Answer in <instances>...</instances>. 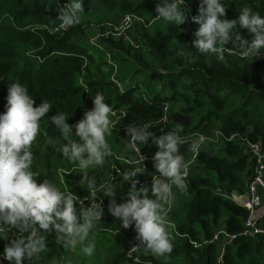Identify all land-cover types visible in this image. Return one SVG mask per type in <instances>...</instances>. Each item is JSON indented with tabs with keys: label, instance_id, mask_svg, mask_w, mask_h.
Here are the masks:
<instances>
[{
	"label": "trees",
	"instance_id": "trees-1",
	"mask_svg": "<svg viewBox=\"0 0 264 264\" xmlns=\"http://www.w3.org/2000/svg\"><path fill=\"white\" fill-rule=\"evenodd\" d=\"M184 1L193 16L197 15L199 0ZM65 3L66 0H0V112L5 111L9 83L18 81L26 86L37 105L43 99L51 101L53 109L47 116L63 111L68 116L66 122L74 125L94 106L87 105L84 86L91 87L88 89L92 98L102 91L103 81L114 90V95L105 98V102L118 114L121 110L125 112L122 126L106 136L111 153L129 141L123 127L156 122L164 103L171 105V124L163 131L151 128L155 135L178 130L185 135L201 132L212 136V131L219 127L224 136L238 132L264 144V61L257 57L246 61L225 52V59L220 61L215 55L200 54L192 48L196 23L191 29L185 24H169L165 31L150 35L147 26L156 19V0H83L80 23L69 27L62 35L53 34L51 31L60 25L57 12ZM225 4L229 7L224 5L227 19H235L239 14L237 9L245 6L264 17V0ZM126 14L144 20L146 26L136 27L145 51L137 52L112 37H102L97 43L104 47V52L100 54L101 62L96 64V58L89 51V47H94L89 45L86 33L83 34L82 24H116ZM105 31L106 28L101 33ZM240 32L242 37L251 39L247 30ZM181 49L184 55L177 54ZM103 53H108L116 66L114 79L120 87L111 80L113 66L107 64ZM95 74H100L98 82L91 80ZM81 77L85 78V84ZM40 124V134L30 148L31 168L37 174L38 183L48 180L61 190V183L50 166L49 140L59 139L62 134L46 120H41ZM43 141L47 147L41 155L45 172L40 170L39 164ZM142 145L139 147L143 150ZM187 146V143L181 145L180 153L187 154ZM114 162L112 154L107 156L100 171L105 172ZM251 172L252 165L237 142L225 143L220 155L212 149L201 152L188 175L187 189L180 193L177 201L183 208L182 214L178 212L174 216L177 236L173 232L172 236L166 228L172 243L171 253L160 260L152 253L145 257L152 264H215L218 241L210 243L214 233L221 227L228 233H236L249 216L246 209L231 200V194L243 193L244 182ZM65 180L70 193L78 197L88 193L85 185L74 184L71 177ZM128 185L123 181L122 188L117 190L122 197L117 203L127 199ZM112 220L119 222L111 215L105 216V222ZM126 235L127 230L116 238L123 248ZM6 243L0 240V253ZM59 244L56 234H49L46 250L41 254L46 256L49 248ZM118 254L110 264L123 263V253ZM0 261L8 264L3 258ZM224 263L264 264V239H236L226 247ZM25 264L31 262L25 261Z\"/></svg>",
	"mask_w": 264,
	"mask_h": 264
},
{
	"label": "clouds",
	"instance_id": "clouds-1",
	"mask_svg": "<svg viewBox=\"0 0 264 264\" xmlns=\"http://www.w3.org/2000/svg\"><path fill=\"white\" fill-rule=\"evenodd\" d=\"M181 4L184 0H156L155 17L182 25L187 17ZM83 11V0H66L56 19L61 28L67 29L79 23ZM237 11L235 19H227L223 0H199L198 14L191 17L198 25L192 48L200 54L215 55L220 61L225 59L226 49H237L245 58L264 54V17L247 6ZM241 29L247 30L251 39L242 37ZM177 54L184 55V52L181 49ZM92 99L93 108L77 123L69 125L63 111L47 116L53 109L51 101L43 99L37 105L26 86L18 81L9 83L5 111L0 112V240L7 241L0 256L8 264H25V261L33 264L46 250L47 236L53 232L58 240L68 244L74 243L76 238L82 242L101 219V204L85 208L83 201L48 180L38 183L37 174L31 168L30 148L40 134L41 120H46L62 134L65 142L55 147L68 161L78 164L80 170L104 164L105 158L111 155L106 136L112 131V109L102 95L97 94ZM151 128L150 124L126 128L129 148L146 145L150 140L158 148L152 157L157 175L151 178L150 187L147 184L137 187L138 180L133 177L140 169L136 168L122 177L131 185L125 202L117 203L116 192L110 185L105 184L103 191L109 198L108 213L119 221L120 227H133L136 246H142L155 256H165L171 253L172 243L166 230L164 205L173 198V186L181 192L187 189V166L180 154L185 139L178 130L156 136ZM49 143L54 144V141L49 140ZM189 148L198 152L200 140H192ZM140 159H144L141 154ZM81 183L86 184L93 195L98 190L95 178L84 175ZM9 231L18 235L12 238ZM83 251L91 255L94 246L89 245Z\"/></svg>",
	"mask_w": 264,
	"mask_h": 264
},
{
	"label": "built area",
	"instance_id": "built-area-1",
	"mask_svg": "<svg viewBox=\"0 0 264 264\" xmlns=\"http://www.w3.org/2000/svg\"><path fill=\"white\" fill-rule=\"evenodd\" d=\"M232 1H239V0H223V4L226 2ZM181 7L185 11L186 14V22L184 23L185 26L191 29L192 24L194 23L191 19L193 16L192 11L188 9L187 2L184 1V4H181ZM154 20H157L154 19ZM80 23V21H79ZM77 23V24H79ZM138 26H146L144 20L141 17H138L134 14H126L122 16L116 24H108L106 31L101 33L98 37L109 38L112 37L117 41H121L126 45H129L137 52L145 51V48L142 45L141 37L137 32ZM136 27V33H135ZM148 27V26H147ZM69 28L64 29L61 28L60 25L55 27L51 33H60L61 35L66 32ZM101 48L100 46H98ZM226 54L229 55H236L237 57L251 61L253 57L257 56H249V57H242L239 54L238 50H225ZM264 61V54H261L257 57ZM106 61L108 64H111L114 68V72L116 70V66L112 64L109 54L106 53ZM114 74V73H113ZM115 75V74H114ZM114 75H112L111 80L116 83L119 87L120 84L114 80ZM86 92V100H88V106L93 105L92 97L90 96L89 89L84 86ZM102 95L101 93H97ZM96 94V95H97ZM103 96V95H102ZM91 98V99H90ZM172 111L171 105L169 103H164L161 106V117L156 122H151L153 129H159V131H163L164 129L168 128L171 124L170 121V113ZM125 117L124 110H121L118 114L117 111L112 110L110 115V120L112 122V131L119 129L122 126V119ZM134 127V126H131ZM127 127H123L126 129ZM214 137L212 139H208L205 134L201 132H195L192 134L181 136L185 139V143L188 144L186 151L187 154L180 153L182 155L184 164L187 166V176L185 178V182L188 183V175L191 172L192 168L196 166L198 161V156L204 150H207L208 147L211 146H224L225 143L237 142L241 145L243 154L247 157L248 161L252 165V172L251 175L245 180L244 184L245 187L243 188L244 191L242 195L245 196L247 203L244 205V209L249 212L248 218L243 222L242 229L236 233H228L224 227H221L218 231L214 233L213 240L210 241H218L217 247V254L215 264H225V250L226 247L231 245L236 239L243 238L250 241H255L259 238L264 239V201H263V194H264V144L261 140L258 141H251L247 136L240 134L238 132L230 133L228 136H224L221 129L219 127L215 128L213 131ZM192 140H200V148L198 152H192L189 148V143ZM130 143V138L128 141V145ZM207 143L211 145L206 146ZM129 154H117L112 152V156L115 160L114 163H111L101 179L99 180V184L97 185V191L93 195V193L89 190V192L82 196L77 197L79 201H83V206L85 208L94 207L101 204L103 214L101 219L96 222L97 229L104 232L109 233L113 237H120L123 234V231L127 230V235L125 236L124 244L126 245L125 248H120L119 253H123L124 261L127 264H152L150 260L145 257V251L143 247H137L138 241L135 239L136 233L133 230V227H129L128 229H124L120 227L119 224L116 223H107L104 221L106 215H110L108 213V202L107 198L104 196V186L105 184L110 185L114 188L115 192L122 188L121 178L123 177V172L126 170L127 172L134 171L136 168L140 169L138 174H147L148 173V163L150 161L149 155L144 152L140 147L139 144L136 145V148H129ZM140 150V153L139 151ZM141 156L144 159L141 161ZM119 162V163H117ZM133 177V179L138 180L137 187L144 186L145 184L151 185V178L156 176L157 173L153 172L149 175L147 179L139 178V176ZM175 186H173L172 191L175 190ZM79 205V204H78ZM80 206V205H79ZM170 206V203L168 204ZM11 233L9 234L10 237L15 238L18 233ZM175 233V230H174ZM176 234V233H175ZM27 235V233H26ZM177 236V234H176ZM195 247H198L197 244L193 243ZM119 249V248H118ZM3 257L0 256V259Z\"/></svg>",
	"mask_w": 264,
	"mask_h": 264
},
{
	"label": "rangeland",
	"instance_id": "rangeland-1",
	"mask_svg": "<svg viewBox=\"0 0 264 264\" xmlns=\"http://www.w3.org/2000/svg\"><path fill=\"white\" fill-rule=\"evenodd\" d=\"M227 5L228 4H224ZM226 8V7H225ZM229 8V7H228ZM81 19V18H80ZM119 20V19H118ZM93 21V20H91ZM109 23L106 24H93V25H83V34L86 33V38L90 46L94 47V49H91L89 47V51L92 52L93 57L96 58V64H99L101 62V57L100 54L104 52V47L102 46L99 48L98 46L100 44L97 43V41L101 38L98 37L102 30L104 28H107ZM170 23L161 20L159 22L153 23L151 28H147L149 31L150 35H153L157 31H165L167 25ZM174 24V23H172ZM176 25V24H175ZM178 26V25H176ZM180 26H183L180 25ZM104 27V28H103ZM106 55V53H103ZM102 54V55H103ZM108 64V63H107ZM111 67V64H109ZM104 69V67L102 68ZM106 70V69H104ZM113 73L114 68H113ZM112 74V75H114ZM111 75V77H112ZM110 76V75H109ZM82 78V77H81ZM84 79L82 78L81 81L84 83ZM93 82H98L100 80V74H95L93 78H91ZM115 80V79H114ZM85 84V83H84ZM88 88L91 89L89 86ZM101 89L102 91L100 92L104 98L107 97H112L114 95V90L112 87L106 85L103 81L101 83ZM91 96V93H90ZM42 141V140H41ZM40 141V142H41ZM54 144H51V150L50 153H52L51 156V168L52 171L56 173L58 180L61 182V191L66 192L68 191V184L64 181H62L61 176L65 177H71L72 182L80 186L81 183V178L84 175H87L89 178H91L92 175V170H96V167H89L88 169L82 171L79 169L78 164H74L70 161H68L65 157L59 154L57 151L55 144L63 143L65 142V138L61 136L59 139H54ZM144 147V145H143ZM155 149L157 148L156 145L153 146ZM152 147V148H153ZM46 141H43L42 143V148H41V153H40V170L45 172V169L43 167L44 162L41 157L42 153L46 150ZM212 149L216 152V154L221 153L222 147L220 146H211L208 147L207 150ZM120 154H124L125 152L122 150L119 152ZM129 155H132L129 153ZM149 156H152L151 154H148ZM106 166V165H105ZM96 168V169H95ZM87 187L86 184H82ZM177 189V188H175ZM180 196V194H179ZM176 200H172V205H176V209L183 213V208L179 207V204H176ZM174 205V207H175ZM174 210V208H173ZM170 216V215H169ZM224 224L222 223V226ZM60 241V240H59ZM109 242V243H108ZM115 237H113L109 233H104L100 230L93 229L88 237L84 241H79L78 238L75 239V242L72 244H68L66 241H60L59 246L49 248L47 251V255L44 256V254H40L38 258H36V262L33 264H110L119 254L118 247L115 248ZM108 244V245H107ZM89 245L94 246V251L92 252L91 255L86 254L83 249ZM107 246V247H105ZM115 252H114V251ZM111 261V262H110ZM110 262V263H107ZM123 264H127L125 261H123Z\"/></svg>",
	"mask_w": 264,
	"mask_h": 264
},
{
	"label": "crops",
	"instance_id": "crops-1",
	"mask_svg": "<svg viewBox=\"0 0 264 264\" xmlns=\"http://www.w3.org/2000/svg\"><path fill=\"white\" fill-rule=\"evenodd\" d=\"M162 19H157V20H153L149 25H148V27L147 28H151V26L153 25V23H156V22H159V21H161ZM165 132H163L162 134H164ZM162 134H158V135H156V136H160V135H162ZM178 134L180 135V136H184L185 134H183V133H181V132H179L178 131ZM155 144H153L152 142H151V140L149 141V143L148 144H146V145H144V147H143V145H142V148H143V150H144V152H146L147 154H151V155H154L155 154V152L156 151H158V148H154L153 146H154ZM153 147V148H152ZM157 147V146H156ZM220 147H222V146H220ZM124 151L125 153L124 154H129L130 153V150H129V147H128V143L127 144H124L118 151H116L115 153H117V154H120L119 152L120 151ZM150 157V161H149V163H148V173L147 174H140V177L139 178H143V179H147L148 177H149V175L151 174V173H153V172H155V169H154V167H153V161H152V156H149ZM97 168V169H96ZM95 169L96 170H92V175H91V178H95V180H96V186L99 184V180L101 179V177L103 176H101V174L102 173H105L103 170L102 171H100V169H101V166H98V167H96ZM106 171V170H105ZM127 171L125 170L124 172H123V174L124 173H126ZM100 178V179H99ZM61 179H62V181L64 182H66V180H65V176H61ZM59 182H60V180H59ZM61 183V182H60ZM67 183V182H66ZM121 183H122V185H123V179L121 178ZM129 183V185H128V187H127V192L130 190V187H131V185H130V182H128ZM75 184V183H74ZM77 185V184H76ZM87 189H88V187H87ZM69 192V190L68 191H66V193H68ZM88 192H89V189H88ZM124 192H125V190H124ZM173 192V198H172V200H174V202H175V200H176V202L177 201H179L180 200V197H179V194L181 193V191L179 190V189H175V190H173L172 191ZM74 195V194H73ZM149 195H150V197H151V192H149ZM239 195V194H238ZM242 195V194H241ZM74 196H76V195H74ZM104 196L109 200V198L105 195V193H104ZM240 196V195H239ZM78 197V196H77ZM116 199H117V202L118 201H121L122 200V197L120 198V195H119V191L118 192H116ZM172 200H171V202H170V206H168V204H166V205H164V211H165V216H166V221H167V224H166V228H167V230L169 231V233L172 235V232H173V234H175L174 233V230H175V225H176V221L177 220H174L175 218H174V216H176V215H178V210L176 209V205L175 204H173L172 205ZM176 204H179V203H176ZM174 205H175V207H174ZM79 206V205H78ZM173 208H174V210H173ZM180 213V212H179ZM170 215V216H169ZM178 217V216H177ZM178 218H180V216L178 217ZM110 223H116L115 221H110ZM116 224H119V222L118 223H116ZM224 226V225H223ZM94 229H96V230H98L97 229V226L94 228ZM173 236V235H172ZM117 238V237H116ZM116 238H115V248L116 247H118L119 249L120 248H123L122 247V245H120L117 241H116ZM109 243V242H108ZM108 245V244H107ZM125 245V244H124ZM126 246V245H125ZM105 247H107V246H105ZM114 251V250H113ZM115 252V251H114ZM145 254L147 255V254H151V252H146L145 251ZM154 257L155 258H157V259H163V256H155L154 255ZM159 259V260H160ZM111 262V261H110ZM110 262H107V263H110ZM123 264V263H122Z\"/></svg>",
	"mask_w": 264,
	"mask_h": 264
},
{
	"label": "water",
	"instance_id": "water-1",
	"mask_svg": "<svg viewBox=\"0 0 264 264\" xmlns=\"http://www.w3.org/2000/svg\"><path fill=\"white\" fill-rule=\"evenodd\" d=\"M241 149H242V147H241ZM231 200L242 208L247 203L246 197L245 196H242V197L239 196L237 192H232Z\"/></svg>",
	"mask_w": 264,
	"mask_h": 264
},
{
	"label": "bare ground",
	"instance_id": "bare-ground-1",
	"mask_svg": "<svg viewBox=\"0 0 264 264\" xmlns=\"http://www.w3.org/2000/svg\"><path fill=\"white\" fill-rule=\"evenodd\" d=\"M208 139H212L213 137H214V134H212V136H207V135H205ZM248 241H250V240H248Z\"/></svg>",
	"mask_w": 264,
	"mask_h": 264
}]
</instances>
